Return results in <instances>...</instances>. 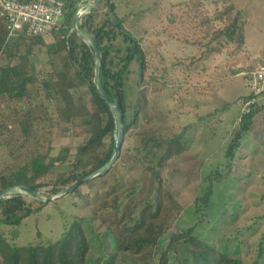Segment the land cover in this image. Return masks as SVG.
I'll return each instance as SVG.
<instances>
[{
	"label": "trees",
	"instance_id": "trees-1",
	"mask_svg": "<svg viewBox=\"0 0 264 264\" xmlns=\"http://www.w3.org/2000/svg\"><path fill=\"white\" fill-rule=\"evenodd\" d=\"M63 1L64 14L51 32L53 49L48 52V60L41 63V73L32 69L30 56L35 42L43 43L42 37L25 33L10 37L6 20L0 17V106H11L9 113L0 110V149L5 150L7 157L0 161V191L20 185L28 193L33 191L26 190L27 186L38 190L50 187V193L55 194L103 166L114 153L116 121L94 83L95 55L72 27L78 0ZM87 2L81 0L79 6ZM210 3L213 11L205 0L187 3L189 16L193 11L191 17L199 19L200 38L208 39L207 50L221 41L241 46L245 23L242 11L236 10L230 0H211ZM104 4L108 7L105 23L97 24L93 8L79 28L92 34L97 41L102 58L101 83L111 102L115 98L119 100L123 112V141H126L130 132L138 128L146 108L143 88L150 82L145 81L144 76L146 53L141 37L126 29L124 18L115 11L114 2L104 0ZM169 20L174 22L172 18ZM107 26H110L108 33H112V41L105 46ZM170 38L178 40L179 35L173 32ZM113 58L120 59L121 64L110 74L109 63ZM135 60L140 65L138 92L132 103L125 104L124 77L132 72L130 67ZM247 97H242V101ZM261 110L260 102L240 126L233 128L227 147L228 167L241 147V138L250 131L255 115ZM76 129L80 130L82 142L75 151L69 147L55 150L53 139ZM139 136V144L132 152L123 144L120 157L109 170L69 192L89 209L92 221L85 222L84 218L75 216L57 240L16 244L18 227L32 209L12 211L22 194L2 198L0 264H87L91 250L88 225L93 227L96 222L104 229L93 234L103 238L113 236L117 242L115 256L128 252L131 262L137 264H169V252L180 240L184 241L185 248H194L191 257L203 264H245L240 257L243 246L240 239L236 251L222 252L208 239L193 234L198 223L205 220V214L199 216V222L193 227L172 235L164 249H158L160 240L180 215L182 205L178 195L165 185L157 166L174 156L184 131L164 137L154 129H143ZM49 175H53L52 182L48 180ZM212 184L194 199L197 213L208 205ZM237 233L242 235V229ZM259 251L257 264L264 263L263 241Z\"/></svg>",
	"mask_w": 264,
	"mask_h": 264
},
{
	"label": "rangeland",
	"instance_id": "rangeland-1",
	"mask_svg": "<svg viewBox=\"0 0 264 264\" xmlns=\"http://www.w3.org/2000/svg\"><path fill=\"white\" fill-rule=\"evenodd\" d=\"M112 1L117 14L124 18L126 29L141 37L147 63L145 81H150L143 88L146 108L142 121L123 144L132 152L143 129H154L164 137L184 131L174 156L157 166L165 185L178 195L182 205L180 215L160 240L158 249H164L172 235L193 227L199 216L205 214V220L194 228V235L208 239L222 252L236 251L240 239L244 263L257 264L261 241L264 244V97L262 110L255 115L250 131L241 138V147L230 167L227 147L242 97L250 93L244 75L264 62V0H230L243 13L244 43L237 47L230 41L215 42L212 50L205 46L208 39L200 38L198 17H191L194 6L192 14H188L190 0ZM205 1L213 11L211 0ZM91 2L94 4L96 0ZM95 9L97 24L102 25L108 16L104 0ZM109 30L110 26L105 27V46L112 41ZM173 32L178 33V40L170 38ZM42 40V44L35 42L30 56L31 67L37 73H41V63L48 60L54 44L52 34ZM109 64L112 74L119 69L120 59H110ZM139 67L135 60L130 67L132 72L124 77L125 104L132 103L137 96ZM0 110L9 113L11 106L1 105ZM81 142L80 130L76 129L58 135L52 144L55 150L69 147L74 152ZM6 159L5 150L0 149V161ZM48 180L52 182L53 175ZM210 183H213L211 199L197 213L194 199L203 195ZM32 195L19 196L16 208L12 207V211L32 209L18 227L15 239L18 245L59 239L75 216L92 221L89 209L69 193L44 204L39 200L51 196L50 187ZM88 226L91 250L87 264L138 263L131 262L128 252L115 256L117 242L113 236L103 238L93 234L104 229L98 222ZM240 228L243 234L239 236ZM193 249L185 248L183 240L176 242L169 252V264H203L191 257Z\"/></svg>",
	"mask_w": 264,
	"mask_h": 264
},
{
	"label": "built area",
	"instance_id": "built-area-1",
	"mask_svg": "<svg viewBox=\"0 0 264 264\" xmlns=\"http://www.w3.org/2000/svg\"><path fill=\"white\" fill-rule=\"evenodd\" d=\"M63 9V0H0V17L6 20L10 37H16L20 33L31 37L51 34L63 17ZM244 76L250 93L242 101L234 127L240 126L264 97V62Z\"/></svg>",
	"mask_w": 264,
	"mask_h": 264
},
{
	"label": "water",
	"instance_id": "water-1",
	"mask_svg": "<svg viewBox=\"0 0 264 264\" xmlns=\"http://www.w3.org/2000/svg\"><path fill=\"white\" fill-rule=\"evenodd\" d=\"M101 1L102 0H100V2H98L96 5H93L92 4L93 2H91V0H89V2L86 5V13L85 14L86 15L90 14L91 10L93 8H95L96 6H98L101 3ZM78 8H79V5L76 7V10L74 13L72 27H73V30L77 33V35L79 37H81L80 34L75 30V28L78 24V15H77ZM86 43L91 47V49L95 55L94 83L96 85L97 91L100 94L101 98L108 104V106L111 109V112L115 118V121H116L117 131H116L115 139H114V153H113L111 159L107 163H105L103 166H101V167L91 171L90 173L84 175L83 177H81L77 181H75L72 185L62 189L58 193L51 194V196L48 199L39 200L41 204H44L51 199H55V198H58L64 194L72 192L80 184H82V183H84L90 179H93V178H95L101 174H104L117 161V159L120 157V154H121V149H122L123 139H124L123 112L121 110L118 98H115L114 102H111L110 99L108 98V95H107L105 89L103 88L102 83H101L100 70H101L102 58H101V53H100L99 46L97 44L95 37L92 34H90L88 41ZM22 189H24V188L21 187L20 185H12V186L6 187L5 189H2L0 191V200L4 197L10 195V194H13V193H23L25 195L26 192H23ZM25 189L33 191V192L40 191L36 188H32V187H28V186L25 187ZM31 196L34 197L33 195H31Z\"/></svg>",
	"mask_w": 264,
	"mask_h": 264
},
{
	"label": "bare ground",
	"instance_id": "bare-ground-1",
	"mask_svg": "<svg viewBox=\"0 0 264 264\" xmlns=\"http://www.w3.org/2000/svg\"><path fill=\"white\" fill-rule=\"evenodd\" d=\"M98 2H100V0H96V2L93 5H96ZM87 3H85L84 5L79 6V8H78V12H77V15H78V24H77V26L75 28V30L80 34V36L82 37V39H84L86 42L88 41V38H89L90 34L87 33V32L81 31V29L79 28V20L86 13V5H87ZM23 192H26L25 195H32V193H28L27 191H24L23 190ZM33 193H35V192H33ZM13 194H22V195H24L23 193H13ZM10 195H12V194H10ZM10 195H8V196H10ZM8 196H6V197H8ZM6 197H4V198H6Z\"/></svg>",
	"mask_w": 264,
	"mask_h": 264
}]
</instances>
